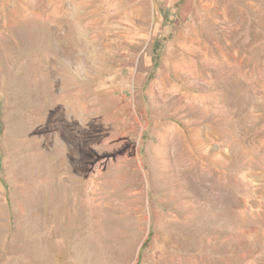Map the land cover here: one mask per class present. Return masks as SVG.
Instances as JSON below:
<instances>
[{
    "label": "rangeland",
    "instance_id": "374dc122",
    "mask_svg": "<svg viewBox=\"0 0 264 264\" xmlns=\"http://www.w3.org/2000/svg\"><path fill=\"white\" fill-rule=\"evenodd\" d=\"M0 264H264V0H0Z\"/></svg>",
    "mask_w": 264,
    "mask_h": 264
},
{
    "label": "bare ground",
    "instance_id": "6f19581e",
    "mask_svg": "<svg viewBox=\"0 0 264 264\" xmlns=\"http://www.w3.org/2000/svg\"><path fill=\"white\" fill-rule=\"evenodd\" d=\"M184 165V164H183ZM85 178V177H84ZM88 198V197H87Z\"/></svg>",
    "mask_w": 264,
    "mask_h": 264
}]
</instances>
